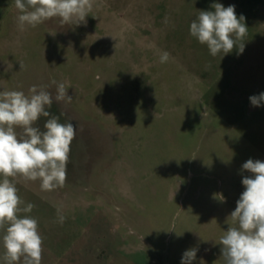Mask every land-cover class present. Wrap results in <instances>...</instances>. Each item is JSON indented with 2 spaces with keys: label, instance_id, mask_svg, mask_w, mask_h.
I'll use <instances>...</instances> for the list:
<instances>
[{
  "label": "rangeland",
  "instance_id": "obj_1",
  "mask_svg": "<svg viewBox=\"0 0 264 264\" xmlns=\"http://www.w3.org/2000/svg\"><path fill=\"white\" fill-rule=\"evenodd\" d=\"M214 3L245 17L242 54L213 57L190 36ZM19 14L0 0V90L54 98L52 82H67L71 102L47 110L77 127L63 187L16 179L41 264H181L191 248V264H224L217 242L252 175L242 165L264 161V104L249 100L264 92V0H93L86 23L22 32Z\"/></svg>",
  "mask_w": 264,
  "mask_h": 264
},
{
  "label": "clouds",
  "instance_id": "obj_2",
  "mask_svg": "<svg viewBox=\"0 0 264 264\" xmlns=\"http://www.w3.org/2000/svg\"><path fill=\"white\" fill-rule=\"evenodd\" d=\"M20 13L17 28H35L53 18L62 24L86 23L93 0H14ZM214 10H201L190 23L189 34L205 45L211 56L227 55L234 48L238 54L245 49L248 27L243 15L237 16L235 6L221 3L211 5ZM163 52L160 62L169 60ZM20 69L24 68L23 63ZM56 84V95L44 86L33 85L28 94L20 90H0V230L3 231L4 264H41L43 237L38 220L30 215L35 205L20 197L17 178L40 181L42 190L63 187L67 180V164L77 127L71 122H60L50 114L54 100L71 102V87L67 82ZM253 106L264 104V92L249 97ZM41 117L46 122L41 130L35 126ZM17 129H20L18 132ZM241 171L251 173L242 179L244 191L230 214L231 223L219 237L224 264H264V161L248 159ZM223 200V197H220ZM58 222L65 217L57 209ZM228 218V219H229ZM174 231V230H173ZM197 249L183 253L181 264H191ZM201 264L203 261L201 260Z\"/></svg>",
  "mask_w": 264,
  "mask_h": 264
},
{
  "label": "flooded vegetation",
  "instance_id": "obj_3",
  "mask_svg": "<svg viewBox=\"0 0 264 264\" xmlns=\"http://www.w3.org/2000/svg\"><path fill=\"white\" fill-rule=\"evenodd\" d=\"M52 21H55V24L56 25H59L61 23V21L59 20V18H53V19H50L49 22H52ZM60 22V23H59Z\"/></svg>",
  "mask_w": 264,
  "mask_h": 264
}]
</instances>
